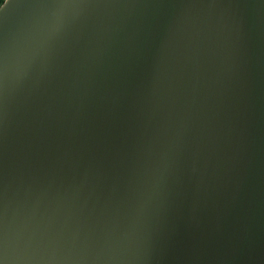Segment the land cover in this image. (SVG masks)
<instances>
[{
    "label": "water",
    "instance_id": "water-1",
    "mask_svg": "<svg viewBox=\"0 0 264 264\" xmlns=\"http://www.w3.org/2000/svg\"><path fill=\"white\" fill-rule=\"evenodd\" d=\"M0 264H264V0H5Z\"/></svg>",
    "mask_w": 264,
    "mask_h": 264
},
{
    "label": "snow or ice",
    "instance_id": "snow-or-ice-1",
    "mask_svg": "<svg viewBox=\"0 0 264 264\" xmlns=\"http://www.w3.org/2000/svg\"><path fill=\"white\" fill-rule=\"evenodd\" d=\"M5 3H7V0H5ZM0 7H3V4H0Z\"/></svg>",
    "mask_w": 264,
    "mask_h": 264
},
{
    "label": "trees",
    "instance_id": "trees-1",
    "mask_svg": "<svg viewBox=\"0 0 264 264\" xmlns=\"http://www.w3.org/2000/svg\"><path fill=\"white\" fill-rule=\"evenodd\" d=\"M3 2V0H0V4Z\"/></svg>",
    "mask_w": 264,
    "mask_h": 264
}]
</instances>
